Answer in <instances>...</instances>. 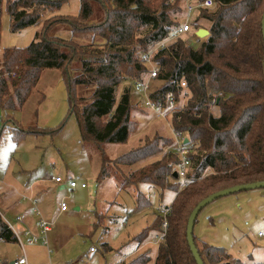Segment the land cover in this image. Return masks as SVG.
Instances as JSON below:
<instances>
[{
	"label": "trees",
	"instance_id": "obj_1",
	"mask_svg": "<svg viewBox=\"0 0 264 264\" xmlns=\"http://www.w3.org/2000/svg\"><path fill=\"white\" fill-rule=\"evenodd\" d=\"M67 1L0 0V16L4 5L12 32L41 26L28 46L3 50L0 108H21L40 73L59 70L80 144L93 145L100 155L97 182L111 178L119 189L144 184L158 194L173 192L163 219L158 216L153 226L164 236L159 241L154 237L152 264H196L185 230L199 201L226 188L264 181V0H211L213 9L197 8L190 31L174 39L181 25L178 16L187 5L204 0H79L76 16L56 15ZM63 27L69 29L68 39L55 35ZM198 28L208 30L205 40L193 34ZM146 56L150 64L143 61ZM151 66L156 76L150 99L158 104L171 93L176 103L169 120L188 151L184 186L174 177L180 162L174 139L152 133L115 160L103 156L104 145L123 144L135 129L132 113L138 110L129 93L137 82L145 83ZM181 97L186 102L179 105ZM149 156L154 159L131 169ZM145 203L149 208L138 192L137 209ZM161 221L167 223L164 231ZM145 232L134 236L138 246ZM14 237L0 216V240L12 243ZM193 243L204 264H241L194 233ZM150 259L146 251L119 264H149Z\"/></svg>",
	"mask_w": 264,
	"mask_h": 264
},
{
	"label": "rangeland",
	"instance_id": "obj_2",
	"mask_svg": "<svg viewBox=\"0 0 264 264\" xmlns=\"http://www.w3.org/2000/svg\"><path fill=\"white\" fill-rule=\"evenodd\" d=\"M1 8L0 48L22 49L28 46L41 26L12 32L6 8L4 5ZM79 9V0H68L59 6L56 15L76 16ZM184 17L185 10L178 16L179 21L182 22ZM55 35L68 39L69 29L58 28ZM129 97L131 105L138 110L132 113L135 129L123 144L104 145V158L117 159V156L139 145L141 138L152 133L174 139L170 115L159 118L152 111L145 110L142 98L132 89ZM185 102V98H182L179 105ZM68 112L67 85L61 72L55 69L42 71L21 108L12 112H4L0 108V171L7 170L10 174V170H22L26 173L17 174L19 176H15V179L31 181L34 195L40 193L41 189L46 191L51 214L43 218L53 222V225L49 222L50 228H55V236L60 239L57 246L52 247L47 236L48 247L55 257L53 264H119L146 251H150L149 264H152L155 255L153 242L159 228L153 226L160 220L158 216L162 218L164 208L170 205L173 192L165 190L158 194V191L144 184L119 189L111 178L97 182L100 155L93 145L83 147L80 144L76 117ZM55 114L57 118L54 121L52 117ZM55 127L57 130L53 134L51 131ZM153 159L149 156L140 160L131 169ZM175 173L178 178L177 169ZM56 177L63 183L50 181ZM69 180H74L78 186L69 190ZM81 183L85 188L80 187ZM59 186V191H56ZM138 192L143 193L151 204L149 208L145 207V203L143 208L137 209ZM31 202L33 209L35 204L33 200ZM60 202L67 211L60 212ZM40 209H36L37 215H40ZM94 213L103 217L96 219ZM196 217L192 231L195 237L209 246L223 249L241 264H264V236H258L259 232L264 233V188L216 198L202 208ZM6 219L14 223L10 215ZM144 229L147 239L138 246L132 238ZM197 244L204 251L201 242ZM6 249L0 244V251ZM203 256L205 258V254Z\"/></svg>",
	"mask_w": 264,
	"mask_h": 264
},
{
	"label": "crops",
	"instance_id": "obj_3",
	"mask_svg": "<svg viewBox=\"0 0 264 264\" xmlns=\"http://www.w3.org/2000/svg\"><path fill=\"white\" fill-rule=\"evenodd\" d=\"M56 118L57 114L52 117L54 121L56 120ZM25 173L26 172L22 170H10V174L7 173V170L5 172L0 171V216L15 236V241H13L12 243H6L0 240V244L7 247L6 250L0 251V264H12L13 261L22 257L25 258L26 264H53L55 262V257L53 256V252H51V249L48 247V242H46V244H42L41 242L31 243L30 237L27 234V232H30L32 234L38 235L40 231L38 221L40 219L45 220L43 216L47 217L48 213L51 214V210L49 209L47 197L45 195L46 191L44 189L41 190L45 191V193L39 190L41 194L36 193L34 195V184L31 181H23L20 180V178L18 180L15 179V176H19L20 174ZM50 181L53 182L52 178L50 179ZM69 181L67 182V185ZM19 183L24 186V188L21 187ZM77 186L78 184L76 183V186L74 188H76ZM59 188L60 186L57 187L56 191H59ZM69 190L71 189L69 188ZM31 200H33L35 204V206H33V209L32 207H30V205H33ZM61 204L62 202L59 203V206ZM25 206L28 207V211L26 210ZM37 208H41L39 211L40 215H37L36 213ZM65 211H67V208ZM65 211H62L60 206V212ZM13 214H15V216ZM8 215L12 217L14 223L11 224L10 222H8V219H6ZM50 223L51 225H53V222ZM54 229L55 228L53 227L50 228L46 235V237H49V243L52 247L57 246L58 242H60V239H57V237L55 236V233L53 231Z\"/></svg>",
	"mask_w": 264,
	"mask_h": 264
},
{
	"label": "built area",
	"instance_id": "obj_4",
	"mask_svg": "<svg viewBox=\"0 0 264 264\" xmlns=\"http://www.w3.org/2000/svg\"><path fill=\"white\" fill-rule=\"evenodd\" d=\"M212 7H213V3L211 2V0H204L202 3L198 5H194V4L187 5L184 20L181 22V25L175 30V32L173 33L174 35L171 37V39H174L176 36L183 35L190 31V27H189L190 17L197 8L211 9ZM162 46H163V43L160 44L159 48ZM3 55H4L3 50L0 48V72L2 71L1 68H2V62H3L2 61ZM143 61L149 63L148 57L146 56L145 58H143ZM155 76H156V69L153 66H151L149 73H148V77L145 80V83L137 82L136 84H134L133 90L139 97L142 98L143 100L142 105L145 110L147 109L149 111H152L159 118H162V117L165 118L171 114L173 109L176 107V103L174 102V99L171 93H166L164 95L165 96L164 101L161 103L159 102L158 104H156L150 99L148 94L151 92V89H152L151 82L153 81ZM174 140L176 141V146L174 147V151L178 154V157H180V162L177 167V172L179 176L178 178H180L181 186H184L185 176H186L187 170L190 167V160L186 156L188 152L187 149H185L182 146V143L185 142L182 136L179 133H175ZM52 181L54 183L62 182V180L59 177L52 178ZM68 186L72 190V188L76 186V182L74 180L69 181ZM80 187L83 189L85 188V185L81 184ZM60 206H61L62 211L66 210V206H64L63 204H61ZM165 210L166 209H164V212ZM164 212L163 213L161 212V215H164ZM38 222H39V228H40L39 234L35 235L30 232H27V234L30 237L31 243L41 242L42 244L43 243L46 244L47 242L46 234L50 230V227H51L50 223L43 219H40ZM165 228H166V222H163L162 231H164ZM163 236L164 235L161 233L156 235V238H155L156 241L162 240ZM258 236L260 237L264 236V233L259 232ZM90 251H93V249L90 248ZM12 264H26V261H25V258L22 257L20 259L13 261Z\"/></svg>",
	"mask_w": 264,
	"mask_h": 264
},
{
	"label": "water",
	"instance_id": "obj_5",
	"mask_svg": "<svg viewBox=\"0 0 264 264\" xmlns=\"http://www.w3.org/2000/svg\"><path fill=\"white\" fill-rule=\"evenodd\" d=\"M261 32H262V38H263V45H264V11L261 15ZM193 34L200 39L203 40L205 37L209 35L207 29L203 28H198L196 29ZM174 177L177 178L176 173L174 174ZM255 188H264V181L263 182H255L254 184H241L240 186H234L230 188H226L225 190L215 192L213 194H210V196L206 197L205 199H202L199 201V203L195 206V208L191 211L189 214V218L187 220V225H186V241H187V247L190 250L191 256L194 260V263L196 264H204L202 263L201 257L197 251V248L194 247L193 243V226L195 223V219L197 214L200 212L202 208H204L206 205L210 204L212 200L219 198V197H225V195L229 194H235L243 190H253Z\"/></svg>",
	"mask_w": 264,
	"mask_h": 264
}]
</instances>
